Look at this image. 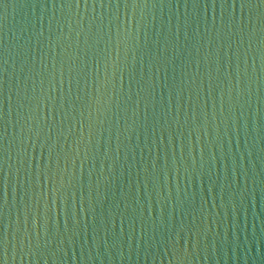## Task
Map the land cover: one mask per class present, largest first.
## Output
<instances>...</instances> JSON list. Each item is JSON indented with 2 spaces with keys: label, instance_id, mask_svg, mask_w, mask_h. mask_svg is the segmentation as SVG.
<instances>
[{
  "label": "water",
  "instance_id": "obj_1",
  "mask_svg": "<svg viewBox=\"0 0 264 264\" xmlns=\"http://www.w3.org/2000/svg\"><path fill=\"white\" fill-rule=\"evenodd\" d=\"M0 264H264V0H0Z\"/></svg>",
  "mask_w": 264,
  "mask_h": 264
}]
</instances>
